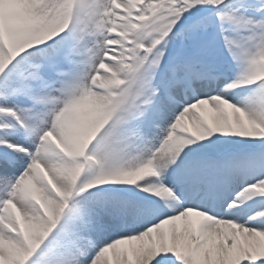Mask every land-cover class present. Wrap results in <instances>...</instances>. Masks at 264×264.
<instances>
[{
	"label": "snow or ice",
	"instance_id": "snow-or-ice-1",
	"mask_svg": "<svg viewBox=\"0 0 264 264\" xmlns=\"http://www.w3.org/2000/svg\"><path fill=\"white\" fill-rule=\"evenodd\" d=\"M0 264H264V0H0Z\"/></svg>",
	"mask_w": 264,
	"mask_h": 264
}]
</instances>
